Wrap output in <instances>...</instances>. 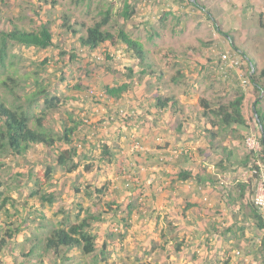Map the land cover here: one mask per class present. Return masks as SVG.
<instances>
[{"label": "rangeland", "instance_id": "374dc122", "mask_svg": "<svg viewBox=\"0 0 264 264\" xmlns=\"http://www.w3.org/2000/svg\"><path fill=\"white\" fill-rule=\"evenodd\" d=\"M127 1L134 7V14L124 21L117 15L124 9L126 0H48L49 4L39 11L41 16L32 12L39 3L38 0H0V30L10 31L16 26L33 31L38 29L42 20H50L55 41L53 47L45 50L18 46L10 48L5 68L0 67V94L6 99L8 106H12V103L24 106L27 98L45 87L50 95L61 99L59 108L53 111V119L49 124L57 135L61 133L62 121H68L73 126L77 121L88 120V125L82 126L73 139V146L77 148L78 154L75 157L78 168L73 172H68L57 163L59 154L68 148L61 142L51 148L36 145L23 157H16L11 152L0 157V164L7 166L5 171H0V191L15 199L16 209L20 211L16 214L15 208L7 206L11 217L1 213L0 224L4 227L5 223H14V226L21 224L23 227L12 246L3 250L0 255L2 264H52L50 257H25L22 253H29L30 241L34 237L44 238L57 223L65 222L68 213L70 220L74 222L79 205L84 207L80 212L81 217L87 215V209L95 214L104 212L101 215L103 222L94 225L99 246L109 235H112L113 239H119L125 229L126 236L129 237L140 233L139 229H134L133 224L129 222L133 212L128 215L123 210L128 204L127 197L112 192L114 170L110 156L104 149L114 145L115 139L112 137L117 133L113 127L122 130L121 133L133 131L130 141L138 142L144 116L136 113V110L144 109V99L155 103L157 94L163 98L170 95L179 97L186 96V92L190 91L194 94L192 100L196 101L197 106L204 108L201 100L206 99L215 109L220 104L227 105L240 93H244V113L248 127L240 132L246 135L254 131L260 135L258 125L253 119V109L257 103L264 111V0H192L197 2V7L188 3V0H168L167 3L170 4L165 10H161L156 0ZM109 7L115 20L108 26V30L117 32L120 27L123 28L133 39L140 41L153 56L162 55V63L166 66L169 63L176 65L167 69L163 65L155 64L157 73L161 72V69L166 71L164 73H167V79L157 81L158 76H150V72L139 75L142 67L138 60L132 57L131 52L127 53L124 45L119 42L115 46L102 45L94 52L83 50L79 39L84 33L81 24L94 25L101 20V12ZM174 7L178 9L175 10ZM166 12H169L167 16ZM164 15L166 20L161 23ZM65 19H69V24L76 28L77 34H72L62 27ZM146 23H150L151 28H148ZM155 29L160 31L158 35L152 34ZM232 44L239 48V52L246 53L248 60L254 62V71L242 69V72L244 75L254 72L261 89H256L252 84L246 88L231 84V88L226 81L216 78L213 62L225 50H234ZM189 50L191 52L187 55L193 61L191 65L194 67L191 76L187 79L179 76V82L171 84V78L179 75L178 69H183L180 64L183 61V53H188ZM129 69L136 72L135 85L126 97L135 107L124 108L129 114L122 117L115 112V102L112 103L105 92L107 86L130 79ZM197 69L198 74L195 71ZM10 86L15 88L18 96L9 95ZM147 87H152L149 88V98L142 95ZM159 88L162 90L160 93ZM44 102V98H41L38 104L33 105V116L40 117L43 111H48ZM121 103L124 107L125 100ZM130 103L126 102V105ZM179 105L186 107L181 103ZM111 116L114 119H111ZM69 117H72L71 122ZM234 138L247 152L245 140ZM47 168H51L53 178L51 183L45 186V190L55 194L56 203L52 207H41L36 200L27 196L33 186V181H28L27 175L31 173L38 178ZM77 188L81 192H76ZM93 188L102 189V194L99 198L91 200L86 193ZM116 204L121 205L118 212L114 211ZM24 205H34L38 212L25 213ZM42 223L48 226L41 230L39 228ZM262 234L261 241L264 243V233ZM262 243L259 251L261 257L264 256ZM41 247H37L36 253H41ZM125 252L124 246L111 247L107 264H124L119 261V253L124 259ZM87 260L91 262L92 256L87 257ZM151 263L158 264L153 260Z\"/></svg>", "mask_w": 264, "mask_h": 264}, {"label": "crops", "instance_id": "0c3cea01", "mask_svg": "<svg viewBox=\"0 0 264 264\" xmlns=\"http://www.w3.org/2000/svg\"><path fill=\"white\" fill-rule=\"evenodd\" d=\"M167 2L158 5L161 10L170 4ZM146 25L151 28L150 23ZM159 33L155 29L152 34ZM190 52L183 53L180 63L184 79L194 68L187 55ZM151 55L156 65L176 66L166 67L162 55ZM159 77L157 81L167 79V73L161 80ZM179 80L174 76L170 83ZM149 88L143 91L145 98L150 97ZM193 96L190 91L186 96H174L179 106L174 109L159 108L144 99V109L136 110L144 116L138 142L130 141L133 131L121 133L113 127L117 135L110 148L115 172L112 192L127 197L124 210L133 212L129 222L140 232L119 241L126 249L124 259L119 253L124 264H153L152 260L158 264H261L263 234L252 210L257 183L251 169L238 165L247 152L231 134L223 135L222 130L219 134V126L212 124ZM110 99L118 115L120 108L135 107L126 94ZM211 132H218L213 142ZM228 156L233 165L227 162ZM178 245L181 251L177 252Z\"/></svg>", "mask_w": 264, "mask_h": 264}, {"label": "trees", "instance_id": "16d2710c", "mask_svg": "<svg viewBox=\"0 0 264 264\" xmlns=\"http://www.w3.org/2000/svg\"><path fill=\"white\" fill-rule=\"evenodd\" d=\"M38 1L39 3L32 10V12L34 13V15L37 14L38 16H41L39 11H42L45 5L49 4V2L48 0ZM162 3L158 4L163 5ZM188 3H191L196 7L198 5L197 2H194L192 0H188ZM51 4L53 5L54 3L52 2ZM133 8L134 7L131 5V3L126 0L124 9L118 13L117 17L120 20L124 21L130 19L134 14ZM202 9L205 10L204 8ZM167 14H169V12L165 13L166 16ZM165 15L164 17H162L163 22H165L166 20L164 19ZM113 16L114 15L109 7L104 12H101V20L97 21L94 25L87 26L85 23L81 24V30H84V33L80 36L79 39L83 50L86 49L90 52H94L99 50L102 45L109 44L110 46H115L116 43L119 42L124 45L127 53L131 52L132 57L138 60L139 65L142 67L140 69L141 71L139 75H146L148 72H150V76H160V80L164 78V72L166 71L161 69L162 71H158L159 73H157V71L155 70V59L152 58L151 52L145 49L144 45L140 41L133 39L121 27L117 32H112L111 30L107 29L108 26L115 20ZM62 27L67 28L70 32H72V34H77L76 28L73 25L69 24V19H65ZM216 29L220 33H222L218 26H216ZM230 40L232 39L230 38ZM54 44V34L50 27V20H42L38 29L33 31L23 30L16 26H14L10 31L0 30V67L2 69L5 68V61L10 54L9 50L12 46L25 48L33 47L38 50H45L53 47ZM232 46L234 50L231 49L230 51L234 52L242 62L243 65L241 66V68L243 70L245 69L248 72L250 70L254 71V62L251 59H247L248 55L244 52H239V48H237L234 44H232ZM165 56L168 57L167 55ZM167 59H169V57ZM169 60L172 61L171 59ZM216 61H218V59L215 60L213 64H215ZM169 64L172 66L175 65L174 63ZM183 70L184 69H178L179 75H176V77L183 76ZM129 72L130 74L128 75V77L130 79L120 84L106 87L105 94L108 96V98L120 99L129 91L133 90L135 85L134 78L136 72L133 71V69H129ZM243 76L246 79L248 78L249 85L252 84L256 87V89H261L260 84L258 83V78L254 72L248 75L243 74ZM216 78L219 81H226L228 83V86L231 88L232 85L237 87L241 86L239 80L237 79V76H231V74H229V77L226 80L219 79L218 75H216ZM12 87L13 86H10L8 88L9 95L14 97L18 96L15 88ZM41 98H44L45 108L48 111H43L40 117H35L32 115L33 105L38 104ZM154 99L156 101L154 103L156 107H171V109H174L175 107L179 108L174 96L170 95L169 97L163 98L161 95L157 94L155 95ZM201 101L205 108V115H210L209 118L212 119V124H214L215 126H219V134H221V132L223 135L224 133H226L227 135L233 133L232 135L234 137H237L239 140L246 139L249 133L244 135L240 132V130L248 127L247 119L244 113V93H240V95H238L236 99L228 102L227 105L220 104L215 109L212 108L213 105H211V103L206 99H202ZM60 103L61 99L56 95H50L45 87L39 93H36L33 96L27 98L24 106L16 105V103H12V106H8L6 99L0 94V157L3 156V154H7L8 152H11L16 157H23L36 145H42L46 148H51L55 147L57 143L61 142L67 145L68 148L64 149L59 154L57 163L61 167L66 168L68 172H73L74 170H76L78 168V163L75 162V157H77L78 154L77 148L73 146V139L75 134L79 132L82 126L84 127L85 125H88V122L83 119L81 121H77L73 126H71L68 121H62L63 126L61 129V133L57 135L56 132L52 130L53 128L49 124L51 123L50 120L53 119V111L59 108ZM216 104H218V102ZM257 105V103L254 104L253 119L258 125L261 144L264 151V112ZM68 120L71 122L72 117H69ZM220 130L222 131L220 132ZM217 136L218 132H211L209 136L211 138V142H213L212 140H214ZM110 148H108L107 150L106 148L104 149L105 153L109 156H111ZM255 158L256 157L254 154L247 151L246 157L242 162H239L238 165L243 166L244 168L251 169L254 165ZM227 162H230V164L233 165L230 158ZM222 163L224 162H219L217 165L219 166ZM6 168L7 166L0 164V171H5ZM27 177L28 181H33V186L29 189V193L27 195L28 198L36 200L41 207H52L56 203V196L54 193H47V191L45 190V186L49 185L51 183V179L53 178L51 168H47L42 173V175H38V178H35L31 173H29ZM181 178H186V176ZM0 187H2L1 181ZM75 190L76 192H81L78 188ZM3 194L4 193L0 191V215L1 213H5L11 217L9 211L10 209H6V207L10 205V207L16 209L17 207L14 203L15 199L11 198V196H9L7 193V195ZM101 194L102 189L98 188L87 190L86 193L88 198H90L91 200L99 198ZM94 205H96V203ZM26 207H28L29 209L26 210ZM114 208V211L118 212V210L121 209V205L116 204ZM76 209L78 210V212L75 216L74 222L70 220L71 217L68 213L66 215L65 222L57 223V226L52 227L44 238H39L38 236L34 237V239L30 241L31 248L29 250V253H22L23 256L27 257L38 255V258L40 259L50 257L52 264H107V262H109L111 254V247H121V244L117 242L118 240L121 242L124 240V238L126 237L127 229H125V233H123V235H121L119 239H113V236L109 235L104 239L103 244L99 246L98 237L96 232L94 231V225L99 222H103L101 215L104 212L95 214L91 213L90 209H87V215L81 217L80 212L84 210L83 205L77 206ZM24 210L25 213H28V211L38 212L34 205H24ZM24 210L22 208V211ZM252 210L254 211V219L258 229L263 230L264 219L255 206L252 208ZM124 211L126 212V210ZM14 213L19 214L20 211L16 209ZM126 213L128 215L131 214L130 212ZM41 214V216L44 217L42 212ZM125 223L126 225L128 224L127 222ZM5 224L6 225H4V227L0 224V255L3 253V250H6L7 248L12 246V242L23 229L21 224L18 227L14 226V223ZM40 226L41 227L39 229L42 230L48 225L42 223ZM262 244L264 249V243ZM39 245L42 246L41 253H36V249ZM180 246L181 245H178L175 251H181ZM89 256H92L91 262L87 260V257ZM261 259V264H264V256H262ZM0 264L2 263L0 262Z\"/></svg>", "mask_w": 264, "mask_h": 264}, {"label": "built area", "instance_id": "2783aa9c", "mask_svg": "<svg viewBox=\"0 0 264 264\" xmlns=\"http://www.w3.org/2000/svg\"><path fill=\"white\" fill-rule=\"evenodd\" d=\"M159 2L161 3L162 0L157 1V3ZM242 65V62L234 52L225 50L219 54L218 61H216L212 67L219 79L226 80L229 77V74H231V76H237L242 88H246L249 85V80L243 76L241 71ZM118 111L119 115L122 117H127L129 114L128 111L122 108H120ZM86 122H88V120H86ZM244 146L249 153L254 154L256 157L254 165L250 170L251 176L255 178L257 183L256 191L253 197V204L259 210L262 218L264 219V151L261 144L260 135L257 132H251L246 137ZM262 232L264 233V229ZM237 254L239 255V253Z\"/></svg>", "mask_w": 264, "mask_h": 264}]
</instances>
